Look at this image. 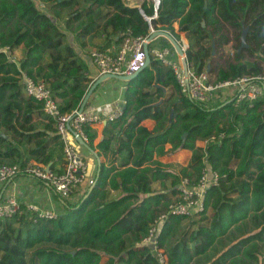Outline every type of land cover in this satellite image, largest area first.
<instances>
[{
  "label": "trees",
  "instance_id": "obj_1",
  "mask_svg": "<svg viewBox=\"0 0 264 264\" xmlns=\"http://www.w3.org/2000/svg\"><path fill=\"white\" fill-rule=\"evenodd\" d=\"M39 1L48 9L35 0H0V46H23L18 60L0 50V161L5 163L54 168L55 151L62 152L53 120L44 115L48 121L38 126L42 103L24 94L21 75L43 80L62 111L78 108L93 80L86 61L66 41L71 28L77 37L100 32L118 44L125 35L148 36L151 26L177 38V22L196 71L208 69L217 80L264 71V0H160L149 21L140 10L152 15L146 0L140 7L125 0ZM64 9L61 28L55 18ZM244 27L247 46L239 47ZM231 40L237 47L232 59L211 66L213 46L218 50ZM149 55L148 64L126 80L122 111L95 144V131L83 127L89 147L121 154L118 164L101 161L91 188L73 201L60 196L63 210L54 216L21 204V211L0 218V264H159L151 245L141 240L166 213L181 179L194 184L207 167L218 173V184L206 188L204 208L193 215L198 218L190 216L180 230L189 216L167 213L159 226L166 264H264V95L250 103L205 106L181 91L171 66ZM178 150L185 162L175 169L162 157ZM191 223L195 227L188 229ZM224 237L231 239L226 243ZM218 242L222 246L216 248Z\"/></svg>",
  "mask_w": 264,
  "mask_h": 264
},
{
  "label": "built area",
  "instance_id": "obj_2",
  "mask_svg": "<svg viewBox=\"0 0 264 264\" xmlns=\"http://www.w3.org/2000/svg\"><path fill=\"white\" fill-rule=\"evenodd\" d=\"M125 1L131 4L129 0ZM142 1L135 0L131 5L140 7ZM146 1L153 8L152 15L148 16L142 9L140 10L149 21L151 17L157 15L160 0ZM146 37L125 35L115 51L110 47H96L91 50L90 59L100 74L104 72L127 74L141 69L145 63L143 43ZM149 43L151 46L148 47V52L152 53L162 63L173 68L181 91L189 98L205 106H214V104L226 100H232L235 104L242 101L250 103L264 95V71L217 80L215 74H212L208 69L196 71L189 65L187 79H185L179 56L175 50L172 51L168 46L163 45L156 37L151 39ZM0 50L5 51L9 58L15 59V50L8 46H0ZM21 83L24 94L40 100L43 113L53 120L55 132L59 135L62 143V165L60 169H56L48 164L29 163L22 168L17 163L0 161V183L16 174L26 173L46 183L59 196L68 199L79 185L85 184L87 187L94 182V175L89 174L88 163L79 151L77 140L71 129L87 141L83 130L84 125L91 126L116 119L122 111V104L117 103L113 109L106 113H102L94 105L88 104L80 111L78 108L62 111L58 100L43 80L35 79L23 73ZM210 184H218V173L209 167L202 170L200 178L194 184H190L186 177L182 178L179 184L180 190L169 203L166 213L159 215L150 226L148 233L142 238L141 243H147L153 248L159 264H166V255L159 246L157 239V232L162 220L167 213L193 216L198 211L203 210V197ZM25 208L49 217L56 214L53 210L42 211L35 203H28ZM19 211H21V203L14 195H7L0 199V218L10 217Z\"/></svg>",
  "mask_w": 264,
  "mask_h": 264
},
{
  "label": "crops",
  "instance_id": "obj_3",
  "mask_svg": "<svg viewBox=\"0 0 264 264\" xmlns=\"http://www.w3.org/2000/svg\"><path fill=\"white\" fill-rule=\"evenodd\" d=\"M114 40L115 39L112 35L106 36V34L99 32L93 35H86L79 42L74 41L73 39L68 42L74 46L77 54L86 61L89 67V75L91 76L92 80H94L97 76L100 75V73L98 68L92 63L90 59V52L92 49L96 47L99 48L100 46L110 47L115 51L119 47L120 43L117 44L114 42ZM21 47L23 46H20L15 50L20 51ZM22 55L23 50L21 48V51L19 52L16 60H18ZM125 82L126 81L119 80L113 77L103 80L90 94L87 104L94 105L102 113L110 111L115 107L117 103L122 104V102L124 101ZM44 115L45 114L36 116V122L40 128H42L48 121V119L44 117ZM143 123L151 127L153 125V120L145 119L143 120ZM107 124L108 122H102L91 125V129H93L96 134L94 138V144L100 139L102 129ZM116 140L117 138L115 132V136L111 142V149H114V147L116 146ZM77 143L79 151L88 163V171L90 175H95L98 167V159L102 162H109L110 160L115 159L114 162L117 164L121 159V154H115L111 150L107 151L106 153L103 151H98L97 147L91 148L92 150H90L78 141ZM169 148L170 146L166 145V150H168ZM177 153H179V150L176 152V155ZM61 154L62 152L59 149L55 151L53 165L56 169L61 168ZM168 155L170 154L167 153V156ZM177 161L182 162V160ZM85 188V184L79 185L72 193L71 197L68 199H70L71 201L75 200L78 196H80V194H82ZM7 195H14L25 207L28 203H35L42 211L53 210L55 213H58L63 210V201L60 199V196L56 192H54L46 183L26 173L16 174L14 177H11L10 179L0 183V199Z\"/></svg>",
  "mask_w": 264,
  "mask_h": 264
},
{
  "label": "rangeland",
  "instance_id": "obj_4",
  "mask_svg": "<svg viewBox=\"0 0 264 264\" xmlns=\"http://www.w3.org/2000/svg\"><path fill=\"white\" fill-rule=\"evenodd\" d=\"M36 2H37V4H38V6L41 8V9H44V10H47L48 8L45 6V5H43L42 3H40V1L39 0H35ZM133 1H135V0H129V2L131 3V4H133ZM81 4L82 5H84L85 3L81 0ZM49 11V10H48ZM52 13V12H51ZM66 15H68V10L67 9H64L63 11H61L60 12V14L58 15V16H56L57 18H55V21L58 23V25L62 28V27H64L65 26V22H64V20H65V16ZM173 26L175 27V31L177 32V34H178V36H176L177 38L176 39H178L183 45H184V47H185V49H186V47H187V45H188V41H187V38H186V36H185V34H184V32H182V31H179V30H177V28H178V24H177V22H174L173 23ZM107 36V35H106ZM85 36H76V32H75V29L74 28H71V30H69V31H67V35H66V41H70V40H74V41H77V42H79L80 40H82L83 38H84ZM78 39H80V40H78ZM158 41L159 42H162L163 43V45H165V46H168L170 49H171V44L168 42V43H166L165 44V41H163L162 39H161V37H159L158 38ZM211 41V43H213L214 44V41L213 40H210V39H207V43L206 44H208L209 42ZM236 45V41L235 40H231V41H229L228 43H226V44H224L221 48H219L218 50H215V48H214V52H212L213 54H214V58L212 59V62H211V66L212 65H214V64H216V65H218V64H224L225 62H226V60H229V59H232V57H233V54H234V52L237 50V47L235 46ZM22 48V50H23V47H21ZM21 48H20V51H21ZM18 49V48H17ZM20 51H16L15 50V60H16V58L18 57V54H19V52ZM250 59H254L253 57H250ZM213 74V73H212ZM197 144H199V145H203L204 144V141H202V140H198L197 141ZM170 149V148H169ZM168 149V150H169ZM168 154H170V155H168L167 156V154L165 155V156H163L162 157V159L164 160V162H170V164H171V166L173 167V168H175V169H177L178 168V164L180 163V164H183V162H185V159H184V161H182V163L180 162V161H177V160H181V159H179L178 157H177V155H176V152H174V153H168ZM174 156V157H173ZM174 158V159H173ZM155 188H159L160 187V184H159V182L158 181H155L153 184H152ZM174 196V195H173ZM171 197V198H174V197ZM193 218H198V216H192ZM192 217H188V218H186L183 222H182V224H181V226H180V230H182V229H184V228H186L187 227V225H188V222H189V220L192 218ZM195 227V225L193 224V223H191L190 225H189V227H188V229H192V228H194ZM230 237V236H229ZM229 237H224L223 238V242H226V243H228L229 241H230V239H229ZM217 247L216 248H218V246H222V242L220 243V242H218L217 243V245H216Z\"/></svg>",
  "mask_w": 264,
  "mask_h": 264
},
{
  "label": "water",
  "instance_id": "obj_5",
  "mask_svg": "<svg viewBox=\"0 0 264 264\" xmlns=\"http://www.w3.org/2000/svg\"><path fill=\"white\" fill-rule=\"evenodd\" d=\"M204 24V22L202 23ZM247 28L244 27L242 29V32H241V44L239 47L241 46H247V43L245 41V32H246ZM163 36L164 38H166L170 43L171 45L173 46L175 52L178 54L179 56V59H180V62H181V67H182V72H183V76L185 77V79H187V73H188V67H189V64H188V61H187V58H186V54H185V47L184 45L178 40L176 39L172 34L171 32L165 30V29H155L151 26V31L150 33L148 34V36L146 37V39L144 40V43H143V48L145 50V63H144V66L146 64H148L149 60H150V55H149V52H148V42L153 39L154 37H157V36ZM212 52H214V46H213V49H212ZM138 70H135L133 72H130V73H125V74H118V73H111V72H104V73H101L99 76H97L93 82L90 84V86L88 87L85 95L83 96V99L78 107V111L82 110L85 105L87 104L88 102V99H89V96L90 94L93 92V90L96 88V86L102 82L103 80L107 79V78H117L119 80H123V81H126L128 80L129 78H131L133 75H135L138 71ZM171 113V111H170ZM71 132L73 133V135L75 136L76 140L83 144L84 146H86L87 148H89L90 150L91 147H89V145L87 144V141L84 140L81 135L79 133H77L75 130L71 129ZM186 133H183V138L185 137ZM100 160L98 159L97 161V165L100 164ZM96 173H98V171H96ZM89 188H91V186H89Z\"/></svg>",
  "mask_w": 264,
  "mask_h": 264
}]
</instances>
